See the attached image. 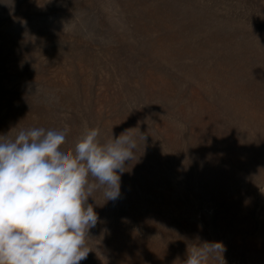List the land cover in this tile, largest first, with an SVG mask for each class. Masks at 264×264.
<instances>
[{"label":"rangeland","instance_id":"obj_1","mask_svg":"<svg viewBox=\"0 0 264 264\" xmlns=\"http://www.w3.org/2000/svg\"><path fill=\"white\" fill-rule=\"evenodd\" d=\"M65 125L148 134L80 264H264V0H0V135Z\"/></svg>","mask_w":264,"mask_h":264},{"label":"clouds","instance_id":"obj_2","mask_svg":"<svg viewBox=\"0 0 264 264\" xmlns=\"http://www.w3.org/2000/svg\"><path fill=\"white\" fill-rule=\"evenodd\" d=\"M13 129L0 135V264H80L98 222L89 198H119L126 162L148 134L130 128L102 140L98 127L85 128L69 150L67 125ZM224 251L221 242L193 244L183 264H208Z\"/></svg>","mask_w":264,"mask_h":264}]
</instances>
